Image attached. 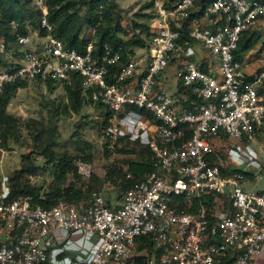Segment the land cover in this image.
<instances>
[{
	"label": "built area",
	"instance_id": "2783aa9c",
	"mask_svg": "<svg viewBox=\"0 0 264 264\" xmlns=\"http://www.w3.org/2000/svg\"><path fill=\"white\" fill-rule=\"evenodd\" d=\"M145 1L151 6L142 47L97 49L92 36L81 52L66 48L50 34L48 0H30L43 35L19 34L11 24L14 42L0 40V90L75 77L81 95L108 113L101 128L107 148L146 149L155 168L115 207L99 192L49 207L10 199L2 176L0 264H44L55 242L78 239L90 246L85 258L65 257L63 264H123L134 256L145 264H264V191L244 190L262 168L250 144L264 121V71H245L233 55L244 32L264 28V0ZM194 45L217 64L196 61ZM168 67L174 93L161 78ZM75 167L91 177L88 164ZM38 178L23 176L29 186ZM143 238L156 256L136 251Z\"/></svg>",
	"mask_w": 264,
	"mask_h": 264
},
{
	"label": "rangeland",
	"instance_id": "374dc122",
	"mask_svg": "<svg viewBox=\"0 0 264 264\" xmlns=\"http://www.w3.org/2000/svg\"><path fill=\"white\" fill-rule=\"evenodd\" d=\"M104 1L105 4H108L110 0ZM111 1L115 4V7L111 8L112 23L114 25L116 22V28L121 30L117 32L118 36L127 39L132 34H139L140 37H143L142 32L135 31L134 25L148 23L145 19L137 16V14L145 12L140 11L145 0ZM30 7L31 4L27 2L25 8L30 9ZM84 12L85 8L81 7L79 9L80 16ZM25 26L30 33L36 31L27 22ZM13 30L14 27L10 25V31L13 32ZM94 30L88 26H81L79 36L84 39L96 37ZM257 32L256 44L241 55V61L247 72L264 71V28ZM16 48L20 49V47ZM193 50L196 61L204 57L208 60L214 59L217 64V58L200 50L198 45H194ZM136 52L142 53V50L137 49ZM174 73V67H168L161 76L164 81V89L169 93L175 92L176 77ZM57 104L59 107L66 104L65 93L60 85H53L49 89L37 82H25L23 88L16 90L6 105L5 113L14 118L17 134L15 139L9 138L5 145H0V178L2 176L17 177L16 171L20 166V159L27 155L33 168H37L36 172L40 170L36 186L47 190L54 180L55 168L46 163L44 156L40 154V148L50 142V146L47 145L48 150L53 151L56 156L66 154L71 166L82 162L92 168L91 177L86 181L80 176L77 187L80 186L85 190L86 182L91 179L97 180L92 181L93 187L99 190L102 198L108 202L116 203V200L121 199V194L117 186L106 180V172L111 165H117L122 170L125 169V162L132 157L118 152L117 149L107 148L101 138L103 111L96 105L85 102L75 113L72 111L62 112L61 109L55 111L53 107ZM38 139L40 140L38 141ZM250 147L257 154L262 168L246 180L244 190L249 192L264 191V121L256 134L255 143H251ZM71 182L73 181L70 175H67L61 187L65 188L69 184H74ZM123 264L135 263L130 259Z\"/></svg>",
	"mask_w": 264,
	"mask_h": 264
},
{
	"label": "trees",
	"instance_id": "16d2710c",
	"mask_svg": "<svg viewBox=\"0 0 264 264\" xmlns=\"http://www.w3.org/2000/svg\"><path fill=\"white\" fill-rule=\"evenodd\" d=\"M27 2L31 4L30 0H0V40L5 44L14 42L13 32L10 31L11 24H14L16 31L22 35L30 32L25 28L26 22L32 29L36 30L35 32L38 35L44 34V31L39 28V12L32 6L30 9H26L25 5ZM114 5L111 0L108 1V4H105L104 0H48L46 19L52 26L50 34L60 39L66 48L75 49L77 52L83 50L88 40V38L84 39L79 36L81 26H88L95 29L94 33L96 37H94V45L97 49L103 44L111 47L121 46L124 51L130 47H142L145 45V38L147 36L146 23L134 25L135 31L139 30L142 32L144 34L143 37H140L139 34H132L129 38L122 39V37L118 36L117 32L121 30L116 28V22L114 25L112 23L113 16L111 15V8L115 7ZM150 6L151 2L145 1L140 7V11L150 8ZM81 7L85 8V12L80 16L79 9ZM98 13L100 14L98 15ZM137 16L147 21L149 14L141 12ZM257 33L247 31L241 35L237 42L236 50L233 52L235 59L240 58L242 53L248 51L256 44ZM199 68L202 71H206V67L203 65H200ZM24 83L19 81L5 84L0 90V145H5L7 139H15L16 137L15 120L5 113V108L16 90L23 88ZM44 85L49 89L53 87V83L51 82H46ZM54 85H60L66 97V104L61 107L57 104L53 107L55 111L61 109L62 112L72 111L77 113L85 102L91 103L90 100H87V98L81 95L79 84L75 77H72L69 84L61 83ZM260 92L264 93V88ZM93 105H96L98 109L103 111V127L108 113L101 105ZM49 143L47 142L43 145L45 147L40 148V154L44 156L46 163L51 164L55 168L54 180L48 189L43 190L41 186H29L23 180L25 174H40V170L36 172L37 168H33L28 156L25 155L20 159V166L16 171L17 177L12 176L8 178L11 189L10 199L29 197L32 205L37 204L42 207H49L58 198L69 203H78L80 201H86L91 192H99L98 189L93 187L94 183L92 181H97L93 179L89 182L85 181V190L80 186L77 187L76 185L80 181V176L77 174L75 166H71L66 154L56 156L53 151L48 150ZM115 149L118 152L132 157L125 162V169L122 170L117 165H111L106 172V180L117 186L122 196L123 192L138 182L144 173L152 172L155 168L148 158L149 152L146 149L135 151L134 149H129L127 146L116 147ZM127 174H129L128 178H126ZM67 175H70L73 181L71 183L74 184H69L67 187L62 188L61 185ZM40 195L43 197L42 200L39 198ZM105 203L108 206V200H105ZM142 249H145L149 256L152 253L155 256L158 254V252L152 250L150 242L145 238L137 241L136 251L138 252ZM131 260L135 264H145L143 256H134Z\"/></svg>",
	"mask_w": 264,
	"mask_h": 264
},
{
	"label": "crops",
	"instance_id": "0c3cea01",
	"mask_svg": "<svg viewBox=\"0 0 264 264\" xmlns=\"http://www.w3.org/2000/svg\"><path fill=\"white\" fill-rule=\"evenodd\" d=\"M104 200V199H103ZM121 199L116 200V203L112 201L108 202V207H115ZM105 202V200H104ZM57 232H54L56 234ZM58 236V234H56ZM55 242V241H54ZM90 246L84 239L73 240L68 243H56L48 249V260L44 264H63L65 263V257L71 258H85Z\"/></svg>",
	"mask_w": 264,
	"mask_h": 264
}]
</instances>
